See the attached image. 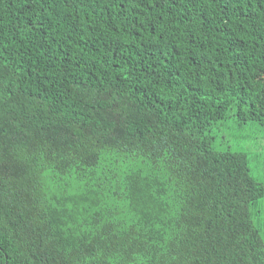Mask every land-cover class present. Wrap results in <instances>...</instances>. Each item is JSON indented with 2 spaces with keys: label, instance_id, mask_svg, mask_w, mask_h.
<instances>
[{
  "label": "trees",
  "instance_id": "16d2710c",
  "mask_svg": "<svg viewBox=\"0 0 264 264\" xmlns=\"http://www.w3.org/2000/svg\"><path fill=\"white\" fill-rule=\"evenodd\" d=\"M264 0H0V264H264Z\"/></svg>",
  "mask_w": 264,
  "mask_h": 264
},
{
  "label": "rangeland",
  "instance_id": "374dc122",
  "mask_svg": "<svg viewBox=\"0 0 264 264\" xmlns=\"http://www.w3.org/2000/svg\"><path fill=\"white\" fill-rule=\"evenodd\" d=\"M216 133L218 131L224 142L223 147L242 149L250 156V165L253 173L264 177V125L248 124L239 125L235 117L220 120L215 124ZM263 205L264 221V197L261 199Z\"/></svg>",
  "mask_w": 264,
  "mask_h": 264
}]
</instances>
